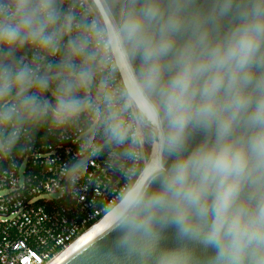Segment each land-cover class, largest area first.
Listing matches in <instances>:
<instances>
[{
    "label": "built area",
    "instance_id": "1",
    "mask_svg": "<svg viewBox=\"0 0 264 264\" xmlns=\"http://www.w3.org/2000/svg\"><path fill=\"white\" fill-rule=\"evenodd\" d=\"M48 2L53 46H0V119L10 117L0 124V264H52L126 199L150 157L100 7ZM81 71L92 74L84 86Z\"/></svg>",
    "mask_w": 264,
    "mask_h": 264
},
{
    "label": "water",
    "instance_id": "2",
    "mask_svg": "<svg viewBox=\"0 0 264 264\" xmlns=\"http://www.w3.org/2000/svg\"><path fill=\"white\" fill-rule=\"evenodd\" d=\"M97 2L106 17L126 86L143 109L158 117L157 137L161 142L157 160L130 199L143 186L145 195L140 203L118 219L122 209L61 264H264V239L248 240L240 255L225 248L233 240L229 230L233 220L239 217L243 224H249L264 206V154L253 143V138L264 131V123L253 119L257 106L264 101V40L250 62L253 76L244 88L245 105L237 108L232 101L234 90L229 82L234 62H229L221 69L224 81L215 93L212 116L200 115L198 110L207 100L204 90L217 72L216 64L193 79L192 114L182 129H178L169 109L171 84L187 55L197 62L208 61L217 47L226 51L249 20L264 17V0ZM153 9L157 10L155 15ZM172 17L180 21L169 33L172 47L159 59V79L149 84L151 61L146 57L145 43L138 40L158 41ZM225 148L243 151V171L225 173L204 165L192 167L189 182L203 185L205 191L201 202L191 208L190 224L178 228L173 223L174 200L154 208L147 205L177 164ZM221 196L229 207L223 219V236L216 238L212 231L220 216L217 199Z\"/></svg>",
    "mask_w": 264,
    "mask_h": 264
},
{
    "label": "clouds",
    "instance_id": "3",
    "mask_svg": "<svg viewBox=\"0 0 264 264\" xmlns=\"http://www.w3.org/2000/svg\"><path fill=\"white\" fill-rule=\"evenodd\" d=\"M27 0H12V7L7 11H0V46L11 47L15 44L31 42L41 47L53 46V37L45 35V28L52 22L51 12L49 11L48 0H43L39 12L46 19L37 24L32 16L26 14L25 8ZM156 9L152 10L155 15ZM177 17L169 18L164 26V33L158 41L151 38L140 37L138 42H144L146 47V57L151 61L147 72V83L154 84L160 76L159 59L172 47V39L169 33L174 30L178 24ZM264 40V17L249 20L240 30V37L226 50L222 51L219 47L213 50L212 56L208 61H194L191 54L187 55L183 67L176 75L171 84L169 93V109L173 112L174 122L178 129H182L185 122L191 116V100L194 92L191 85L193 79L199 73L205 71L212 64L217 65V72L212 76L205 86V95L207 100L198 110L200 115L212 116L214 114L215 93L221 87L224 81V75L221 69L229 62H234L232 76L229 87L234 90L232 97L233 103L237 108L247 103V96L244 93L245 86L252 79L250 62L259 48L261 41ZM85 52L84 45H73L72 56H83ZM87 63V60H85ZM80 86L86 85L91 80V72L81 71L75 74ZM7 86L0 87V99L6 94ZM61 108H67L63 99L60 101ZM10 117L0 119V124L7 122ZM253 119L264 123V101L256 108ZM227 125H225V128ZM174 139H178L174 137ZM254 146L264 154V131L259 132L253 138ZM207 166L211 170L229 173L235 170L238 174L242 173L244 166V153L242 150L233 151L231 148H225L217 154L207 153L194 156L186 161L176 165L174 171L162 180V190L153 194L147 201L149 207L164 206L170 200L176 202L174 209L175 216L173 223L182 227L185 223L190 224V211L193 206L198 205L204 195L203 185L189 182L190 170L194 166ZM235 191V189H234ZM145 195L144 187L140 186L134 199L123 203V211L117 216L118 219L124 216L127 209L140 203ZM217 206L220 216L216 226L213 228L212 235L216 238L223 236V219L228 204L225 203L223 196L218 197ZM233 233V240L230 245H225L233 253L240 255L248 240L252 238L264 239V206H262L254 221L249 224H243L239 217L235 218L229 226Z\"/></svg>",
    "mask_w": 264,
    "mask_h": 264
},
{
    "label": "bare ground",
    "instance_id": "4",
    "mask_svg": "<svg viewBox=\"0 0 264 264\" xmlns=\"http://www.w3.org/2000/svg\"><path fill=\"white\" fill-rule=\"evenodd\" d=\"M95 1L98 4L97 0H95ZM98 6H99V4H98ZM101 13H102V17H103V22L105 23L104 25L106 27V32H107V36H108V39H109V43H110V47H111V52H112L113 58L115 60V63L117 65L121 75H122V72H121L117 57H116V53H115V49H114V45H113V41H112V37H111V34H110V30H109V27H108V23H107L106 17L103 14L102 10H101ZM122 79H123L125 88H126L128 94H129V97L132 100L133 104L135 105L136 109L145 118L146 122L156 131V138H155V140L153 142H151L152 144L150 145V149H149L150 150L149 160L147 161L145 169H144L143 173L141 174V176H140L135 188L126 197V199L120 205H118L111 213H109L101 222H99L96 226H94L88 233H86L78 241H76L69 248H67L62 254H60L59 257L52 264H61L72 252H74L92 234H94L100 227H102L112 217H114L116 214H118L123 209V203L126 202V201H129L132 198V196L135 194L138 186L140 185V183L143 181V179L148 174L152 164L157 160L158 149H159V145H160V142H161L159 140V138L157 137V126H158L159 119H158V117L152 116L150 113H148L145 109H143L139 105V103L135 100V98L130 94V92H129L127 86H126V83L124 81L123 75H122Z\"/></svg>",
    "mask_w": 264,
    "mask_h": 264
},
{
    "label": "rangeland",
    "instance_id": "5",
    "mask_svg": "<svg viewBox=\"0 0 264 264\" xmlns=\"http://www.w3.org/2000/svg\"><path fill=\"white\" fill-rule=\"evenodd\" d=\"M61 101V100H60ZM64 101V100H63ZM66 105H68L69 107L65 108V109H70L74 104L73 103H69L64 101ZM144 125V136L146 139V143H147V150H148V154L150 153V145L152 144L151 142H153L156 138V131L144 120L143 122Z\"/></svg>",
    "mask_w": 264,
    "mask_h": 264
},
{
    "label": "flooded vegetation",
    "instance_id": "6",
    "mask_svg": "<svg viewBox=\"0 0 264 264\" xmlns=\"http://www.w3.org/2000/svg\"><path fill=\"white\" fill-rule=\"evenodd\" d=\"M0 1L12 5V0H0ZM38 3H39V0H27L25 12L26 14L32 16L33 20H34V16L36 13Z\"/></svg>",
    "mask_w": 264,
    "mask_h": 264
},
{
    "label": "snow or ice",
    "instance_id": "7",
    "mask_svg": "<svg viewBox=\"0 0 264 264\" xmlns=\"http://www.w3.org/2000/svg\"><path fill=\"white\" fill-rule=\"evenodd\" d=\"M158 166V165H157ZM75 258H73V260H74ZM69 264H72V261H69Z\"/></svg>",
    "mask_w": 264,
    "mask_h": 264
}]
</instances>
